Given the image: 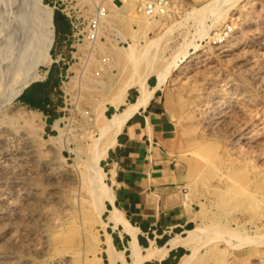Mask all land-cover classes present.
<instances>
[{
    "label": "rangeland",
    "instance_id": "rangeland-1",
    "mask_svg": "<svg viewBox=\"0 0 264 264\" xmlns=\"http://www.w3.org/2000/svg\"><path fill=\"white\" fill-rule=\"evenodd\" d=\"M106 1L43 0L54 9L55 35L50 49L53 61L50 66L37 64L40 76L30 84L32 103L20 101V94L12 102L13 108L35 111L31 120L35 132L23 119L18 122L23 127L11 126L4 118L6 106H0V144L6 138L7 149L16 145L25 149L29 140L33 148L30 159L14 154L5 161L3 182L10 184L14 175H24L25 184L37 187L41 198L54 185L61 190L59 201L39 200L31 206L21 202L20 196L11 200L10 208L0 220L3 227L0 255L5 257V264H111L104 245L107 233L112 234L118 250H125L116 240L118 232L124 233L121 227L104 225L110 209L108 202L100 218L92 216V194L85 188L80 193L77 189L79 173L88 156L86 147L100 135L95 111L111 115L115 108L107 100L128 78L141 72L150 73L149 83L153 85L157 71L164 68L167 75L160 88L174 116L179 159L192 173L193 187L200 196L201 219L197 227L202 228V234L197 240L201 249H205L201 261L264 264V0H112L118 15L109 31L102 34L99 31L101 39L94 42L93 57L82 73V60L72 57L77 51L66 36L60 39L57 21L66 23L70 32L68 8L80 9L83 18H89L98 3L107 6ZM148 1L157 6L150 14L144 8ZM27 2L0 1V72L2 57L7 53L12 57L16 50L18 14ZM90 3L92 11H86ZM228 27L231 28L228 41L215 44L216 36ZM88 43L79 52V56L83 53V66ZM130 45L136 49L134 58L123 52ZM104 56L108 59L101 65ZM98 69L100 74L96 75ZM7 89L8 81L0 80V102L2 94L10 91ZM137 94L131 88L129 100H134ZM48 99H53L51 103L56 105L43 109ZM52 109L61 111L55 120L48 115ZM14 132L19 134L18 140L13 138ZM52 136L55 138L51 142ZM106 163L107 157L101 161L105 172ZM57 201L65 203V209ZM30 207L47 210L49 231L46 237L38 239L43 241L40 250L31 246L30 232L37 225L29 217ZM56 227H63L60 230L65 233L57 236ZM124 254L130 260L127 249Z\"/></svg>",
    "mask_w": 264,
    "mask_h": 264
},
{
    "label": "bare ground",
    "instance_id": "bare-ground-1",
    "mask_svg": "<svg viewBox=\"0 0 264 264\" xmlns=\"http://www.w3.org/2000/svg\"><path fill=\"white\" fill-rule=\"evenodd\" d=\"M111 1L112 0H107L106 1L107 7H108V11L106 13V17L105 18L103 17L104 19L102 20V26H101V29H100V34H102L104 32V30L105 31H109L112 28L113 23L115 22L114 21V17L118 15V10H117L116 7L114 8V6L111 5ZM211 1H213V0H211ZM86 8H87L86 11H92L91 3L86 5ZM162 10H161L162 13L165 12L164 8ZM0 14H2V13L0 12ZM150 23H153V22H150ZM147 25H150V24H147ZM15 30H17V32H18V36L16 37V41H15V43L17 44L16 50L14 52L12 50L9 51L10 53H12V52L14 53V55L12 53V57L13 58L10 56L11 54L7 53V55H4V56L2 55L3 57H2V60H1L2 64H1V72H0V77L1 78H0V80H1V82L8 81V89H10V91L9 92L7 91L8 93H6L4 95L2 94L1 98H3V99H2V102H0V106L1 105H5L6 106L7 112H4L5 113L4 118H6L8 122H10L11 126L13 125V126H15V128H17V126L19 124L18 122L21 119H23L25 125L34 131V126L32 125L31 120L36 114L35 111L25 112L21 107L13 108L12 107V102H13V100L16 97H18L19 94L22 93V91H24V89L26 87H28L32 82L38 80L40 74L38 73V71L36 69L37 64L41 63V64H44L46 66H50V64L53 61L52 57H51V54H50V49H51V46L53 44L54 35H55L54 9L52 7L46 5L45 3H43V0H29V2L25 3L23 5V7L20 8V10H19V14H18V19H17V24H16V29ZM12 32H13V30H12ZM6 35L7 34H5V36ZM12 41L13 40L9 41V43L11 42V45L13 44ZM148 41L150 43H152L151 40H148ZM148 41H147V43H148ZM153 41H155V40H153ZM5 43H7V41H5ZM5 43H1V44H5ZM9 43H7V44H9ZM150 43H149V45H150ZM15 45H13V46H15ZM13 46H12V48H13ZM196 46L197 45H195V47ZM7 47L8 46L6 45L5 48H7ZM146 48L148 49V47H146ZM144 50L147 51L146 49H144ZM123 52H125V54L127 56L131 57V58H134V54L136 56V49H135V47L133 45H130L129 47H126L123 50ZM179 53H181V52H179ZM186 53H188V52L186 51ZM174 57H177V56H174ZM9 58H11V60H9ZM171 59H172V57H171ZM181 59H183V58H181ZM172 61H171V63H173ZM167 64L168 63H166V65ZM169 71H171V70H169ZM149 72H150V70H149ZM154 73H155V71H154ZM166 75H167V71L165 70V68L162 69V70H158L157 73H156L157 83L155 85H151L149 83L150 73L141 72V73L136 74V75L133 74V76L135 78H132V77L130 79L128 78L126 83L122 84L119 87V89L117 90V92L113 96H110L111 98H109L107 100L108 101L107 103L115 108V111L111 115H107L106 112L103 113V111L102 112L95 111V118L97 119V122H98V125H99V133H98V135L99 134L100 135H99V137H97V138H95L93 140V143L90 144L91 146L89 148L86 147L88 156H87V158L85 160H83V170H81L80 173H79L80 174V181L77 184V189H78L79 193L82 192L83 189L85 188L86 191L88 190L92 194V197H93L92 200L90 198V200H91L90 203H92L91 205H92V209H93V211H92L93 215L92 216H96V217L98 216L100 218L102 216V214L104 213V211L107 209L106 202H113L114 201V195H115L113 193V190H112L111 186L105 180V179H107V178H105L107 173L104 171V169H103V167L101 165V161L103 159H105L108 156L109 151L117 145L119 135L122 133V131L125 128V126L128 123V121L139 110H141L142 108L146 107L148 105L149 101L151 100V98L153 97L155 91L163 86ZM80 83L81 82L79 81V84ZM6 86H7V84H6ZM224 86L225 85L221 86L222 90H223ZM1 87H2V84H1ZM131 88H135L138 91V94H137V96H136V98L134 100H129V98H128ZM229 88H231V87H229ZM4 89H5V87H4ZM218 94H220V93H218ZM242 110L244 112V109H242ZM208 112H212V110L211 111H207V113ZM227 112H229V111H227ZM214 114L215 113H213L212 115H214ZM227 115L229 116V114H227ZM22 122L20 121V123H22ZM213 122H215V121H213ZM22 125L23 124H19L20 127ZM258 125H261V124L259 123ZM8 126H9V124H8ZM30 133H31V131H30ZM16 134H15V132L12 133V135H14L13 138L15 140H18L20 138V136H18L19 134L18 135H16ZM30 135H29V137H30ZM53 138H55V137L52 136L51 139H49V138L48 139L51 140V142H52ZM2 142H3V144H0V220L4 216L7 208L8 209L10 208L11 200L14 199V197H17V196L18 197L20 196L19 198L21 199V202H24L25 204H30L31 206L35 205V202L37 204V201L39 202V200L40 201L41 200H45L47 202H52V201H55V200L59 201V190H60V187H57L55 185H54V187H52L50 189V191L48 192V194L46 196H43L41 198L40 197L41 195L39 196V192H38V188L37 187H35L34 185L25 184L24 175H21V176L19 174L18 175H14V179L11 180L10 184H7V183L3 182V180H4L3 178L6 177V176H4V175H6L4 173V169H5V166H6L5 161L8 160L14 154H16V155L18 154L22 158H29L30 159L33 156V148H31V145L28 144L29 140H27V142L25 144V149L19 148V146H17V145L15 146V148L12 146L13 147L12 149H7L8 147H6V142L8 143V141H6V138ZM44 142H45V139H44ZM36 144H38V143H36ZM35 162H37V161H35ZM39 165H40V163H39ZM34 167H37V166H34ZM37 172H40V170L37 171ZM43 172H44V170H43ZM11 178H13V176ZM34 178L36 179V177H34ZM33 181H35V180H33ZM67 185H68V187L75 189V187L73 185H69V184H67ZM97 193H99V196H97ZM81 199H82V197H81ZM84 199H85V197H84ZM70 200H72V198H70ZM76 201L74 203H76ZM81 203H82V201H81ZM61 204H62L61 208L63 207V209H65V207H66L65 203H61ZM48 205L50 206V204H48ZM48 205H47V207H48ZM87 205H89V204H87ZM113 207L114 208H110L108 210L107 219L105 220L104 225H106V226L107 225L108 226L111 225L114 228L121 227L122 231L129 235V238H128L129 240H128V244H127V251H128L129 256H130V260L126 259L125 254H124V252H125L124 249L118 250L115 247V244L113 243L112 234L111 233H107L106 238L104 240V243H105L104 245H106L108 256H110V258H111V260H110L111 264H117V261H121L122 264H145V261L147 259L150 260V258L154 255L155 252H157V251H161L162 252L163 249L164 250L166 249L165 247H161V246L156 245L154 242L148 247L143 246L139 242V239H138V228L130 222V220L127 218V216H125V214L121 211V208L119 209V208H117L115 206H113ZM43 208L42 207L41 208H35V207L32 208V207H30V209H29L30 210L29 217L31 218L32 221H35V224L37 225V228L36 229L34 228V230H31V232H30V235H31V238H32L31 246L35 250L41 248L40 247L41 245L43 246V244H42L43 241L41 242L38 239L46 237L47 236V232L49 231V224H47V218H46V215H45L47 210L43 209ZM81 209H84V208H81ZM83 213H85V212H83ZM19 215H20V217L22 216L21 213ZM67 216L69 217L68 214H67ZM83 217H85V215ZM72 218H74V217H72ZM68 219H70V218H68ZM66 220H67V218H66ZM51 224H53V223H51ZM56 228H57L56 229L57 231H56L55 234L57 236H59V235L61 236L63 233H65L64 229L60 230L63 227H56ZM70 229H71V227H70ZM10 233H12V232H10ZM187 234L189 235L187 237H189L191 239H195V238L199 237V235L202 234V228H200V227L194 228L192 230H189V233H187ZM6 235L8 236V234H6ZM10 236H8V238H10ZM14 236H16V235H14ZM177 238H179V236H177ZM4 240H3V242H4ZM6 241L7 240H5V242ZM177 243H178V241L176 239L170 240L171 247L176 246ZM18 244H20V243L18 242ZM7 245L9 246V244H7ZM24 245H26V244H24ZM25 250L26 249H24L23 251H25ZM26 252H29V251H26ZM1 253H4V252H1ZM4 258L5 257L1 254L0 255V264H5ZM190 260H191V258H190ZM12 261H14V260H12ZM72 262H73V260H72ZM187 263H188L187 262V256H184L180 264H187Z\"/></svg>",
    "mask_w": 264,
    "mask_h": 264
},
{
    "label": "crops",
    "instance_id": "crops-1",
    "mask_svg": "<svg viewBox=\"0 0 264 264\" xmlns=\"http://www.w3.org/2000/svg\"><path fill=\"white\" fill-rule=\"evenodd\" d=\"M57 30L64 40L69 32L66 23L57 21ZM152 83L155 85L157 80L152 79ZM31 86L19 95L20 101L32 103ZM52 101L48 99L43 109L55 106ZM52 110L48 115L55 120L61 111ZM176 140L174 116L159 88L148 105L128 121L107 156V180L115 194L114 201L108 202L109 208H121L138 228L143 246L154 242L166 248L155 252L145 264H180L184 256L187 264L207 262L201 261L205 249H201L198 237H187L201 219L200 196L193 187L192 173L179 159ZM127 235H116L119 247L125 250ZM172 239L178 241L174 247L170 245Z\"/></svg>",
    "mask_w": 264,
    "mask_h": 264
},
{
    "label": "built area",
    "instance_id": "built-area-1",
    "mask_svg": "<svg viewBox=\"0 0 264 264\" xmlns=\"http://www.w3.org/2000/svg\"><path fill=\"white\" fill-rule=\"evenodd\" d=\"M161 3L162 2H160L159 4ZM144 8L147 14L153 13L157 10V6H155V4H153L151 1H148ZM106 12L107 6L104 4V2L98 3L95 11L89 18H83V13H81L80 9L68 8L67 16L70 20L71 30L68 34H66V37L72 42V48H75L77 51V55L73 54L72 57L74 59L78 58L79 60H82V73L83 70L85 71V69L88 67V64L90 63L93 57L95 49L94 42L98 39H101V35H99V31L101 28V20L105 16ZM230 34L231 28L228 27L227 30L224 29L222 32H220L213 41L215 42V44L225 42L230 36ZM88 41H91L92 43H88ZM85 43H88L86 45L88 46V52L85 53V64L83 66V53L82 56H79V52H83V44ZM106 58V56L102 57L101 65L105 64L108 59ZM95 74L99 75L100 70H96ZM65 77H67V74L65 75Z\"/></svg>",
    "mask_w": 264,
    "mask_h": 264
},
{
    "label": "water",
    "instance_id": "water-1",
    "mask_svg": "<svg viewBox=\"0 0 264 264\" xmlns=\"http://www.w3.org/2000/svg\"><path fill=\"white\" fill-rule=\"evenodd\" d=\"M23 92V91H22Z\"/></svg>",
    "mask_w": 264,
    "mask_h": 264
}]
</instances>
